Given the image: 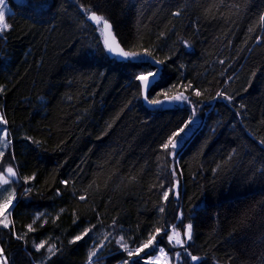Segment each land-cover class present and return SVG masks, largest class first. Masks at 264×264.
<instances>
[{"label": "trees", "instance_id": "trees-1", "mask_svg": "<svg viewBox=\"0 0 264 264\" xmlns=\"http://www.w3.org/2000/svg\"><path fill=\"white\" fill-rule=\"evenodd\" d=\"M6 5L10 30L0 36V112L7 123L0 129L12 140L4 167L18 172L12 183L18 202L9 219L16 234L27 232L19 240L0 227L9 264H88L94 244L96 263L121 264L128 256L116 243L119 236L135 248L155 226L170 234L176 225L183 232L190 220L189 251L201 257L196 264H264V0ZM81 5L106 15L126 50L149 49L165 63L150 57L146 63L115 62ZM157 70L148 95L164 103L150 106L135 76ZM188 83L193 87L185 89ZM165 91H183L189 100L165 101ZM218 91L233 100L213 99ZM193 108L183 151L173 160L160 145ZM25 176L34 179L25 184ZM176 180L178 195L165 203L162 193ZM38 212L47 215L33 224ZM29 224L34 231L28 232ZM105 233L112 235L105 240ZM157 239L152 256L159 248L169 256L183 253L166 234ZM41 241L45 247L37 251L34 244ZM49 244L59 251L45 261ZM140 255L144 259L132 261L145 264L147 256ZM180 264L193 262L184 254Z\"/></svg>", "mask_w": 264, "mask_h": 264}, {"label": "snow or ice", "instance_id": "snow-or-ice-1", "mask_svg": "<svg viewBox=\"0 0 264 264\" xmlns=\"http://www.w3.org/2000/svg\"><path fill=\"white\" fill-rule=\"evenodd\" d=\"M43 6V5H42ZM81 10L86 14L87 19L90 20L95 26V30L99 33L101 42L103 44V49L106 51V53L113 57L115 62L120 61H138L141 63H146L148 61L144 60V57H150L154 60L155 64H163L165 63V60H159L155 59L153 57V52L149 49H144L142 52L138 51H132V50H126L124 47L121 46V43L119 42L115 30L113 28V24L111 23L110 19L104 15L103 13L98 14L96 11H93L91 7H84V5H81ZM9 14V10L6 5V0H0V36L3 35L4 32L10 30V24L6 22V17ZM179 13H175V15H178ZM260 25L261 27H264V15L260 17ZM249 31H253V29H249ZM256 39L259 41L261 37H256ZM184 46L190 47L189 43L187 41H184ZM221 63H224V61H220ZM159 75V71H148L146 73H140L135 76V79L139 81V87L141 88L142 92L144 93V99L146 103L150 106H158L164 103V101H161L160 99H152L149 98L148 93L152 91L154 87V81ZM230 79V78H229ZM185 89L192 88V84L188 83L187 85L183 86ZM194 94L199 97L201 96L200 90H194ZM165 97V101H181L186 102L189 100V97L184 94L183 91L178 92V94L174 96H170L167 91L163 93ZM231 102L233 100V97L230 95H226L223 92L218 91L216 93L215 98H220ZM243 107V105H241ZM196 116V109L193 108L192 114L189 117L187 121H185L184 125L178 129V131H174L167 140L160 145V148L163 152L166 153L167 156L171 157L173 160L176 159V157L180 154L181 151H183V143H185V135L190 129L191 125L193 124V118ZM7 121L3 115L2 112H0V125L6 124ZM0 132L3 133L2 136H0V146H2V149H8L11 144L12 140L10 138V133L7 131V129H0ZM34 143H39L38 141H33ZM261 144H264V140L260 141ZM0 149V195H3V199H0V227L4 229H10L13 234L16 236V239L24 240L27 236V232L24 234H16L15 228H14V222L10 220L9 218L12 215V212L14 211L16 207V203L18 202L17 193L15 190L9 191L6 185H9L11 183H15L18 179V172L15 170V168L11 165L4 167V164L7 163L4 161L3 157L5 156V151ZM235 151V150H233ZM14 159V157H13ZM178 165V161H177ZM215 171V169H214ZM171 175L173 177H177L178 173L177 171L173 170ZM32 179H34V176H25L23 177L24 183L28 184ZM65 185L69 183V181H62ZM179 185V180H176L175 183L171 184L169 187L165 188V190L162 193V199L166 203L169 201L170 195H178L177 188ZM160 187L164 188V182L161 181ZM31 192V188L25 189L24 195H28ZM6 193V195H5ZM60 193L57 192V195ZM86 195L79 196L80 200H86ZM63 209H61V212ZM159 211L163 213L165 211L164 207L161 206L159 208ZM195 211V209H193ZM46 212H38L36 214V217L33 220V224H35L36 220L40 219L43 216H46ZM181 216H178L177 219H182ZM47 222V221H45ZM75 222V221H74ZM33 224L27 225L28 232L34 231ZM113 224H115V220L113 221ZM95 225H93L91 228H85L82 233L74 236L70 243H76L80 240H82L85 236H87L91 231L92 228H94ZM161 233H164L167 235V239L169 244H171L173 247H178L183 249V253L176 252L173 257H169V254L165 252L164 248H159V255L153 257L151 255V251H155L157 247H159L158 244V237L161 236ZM112 233H105L104 239L107 240L109 236H111ZM193 239V224L191 220L188 224L184 226L183 232L177 230V226L173 225L171 229V233L168 234L167 229L164 227V225H159L154 227V231L149 233L147 240L142 241L138 246L135 248H130L129 243L130 241L126 239L123 235L119 236V238L116 240V243L120 246V248L127 253L128 259L121 262V264H138L137 262L132 261V257H139L140 259H144V257H141V253H145L147 256V259H145V264H171V260L180 261L182 259V256L184 254L187 255L193 262V264H196V262L201 260V257H198L196 255H193L189 251V241ZM46 244V241H41L39 244H34V247L37 251H40V249L44 248ZM100 247H104V241L100 242ZM47 253L48 255L44 258L46 260H50L52 256L56 255L59 249L56 248L55 245L49 244L47 246ZM145 250H150L148 252H145ZM98 257V251L95 246L93 245L92 250L88 254V264H96ZM0 264H9L7 256H5V250L3 247H0Z\"/></svg>", "mask_w": 264, "mask_h": 264}, {"label": "rangeland", "instance_id": "rangeland-1", "mask_svg": "<svg viewBox=\"0 0 264 264\" xmlns=\"http://www.w3.org/2000/svg\"><path fill=\"white\" fill-rule=\"evenodd\" d=\"M0 149H2V146H0ZM2 150H4V149H2ZM5 187H7L9 191L14 190L12 183L9 185H6ZM5 195H6V193H5ZM0 199H3V195H0ZM175 248H178V247H175ZM158 255H159V249L156 251V253H155V255H153V257L158 256ZM173 256H169V257H173ZM180 263H181V260L180 261H175L174 259L171 260V264H180ZM96 264H98V263H96Z\"/></svg>", "mask_w": 264, "mask_h": 264}]
</instances>
